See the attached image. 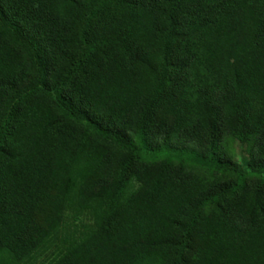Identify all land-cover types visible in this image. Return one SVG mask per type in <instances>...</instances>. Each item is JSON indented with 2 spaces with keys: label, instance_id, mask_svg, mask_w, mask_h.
Segmentation results:
<instances>
[{
  "label": "trees",
  "instance_id": "16d2710c",
  "mask_svg": "<svg viewBox=\"0 0 264 264\" xmlns=\"http://www.w3.org/2000/svg\"><path fill=\"white\" fill-rule=\"evenodd\" d=\"M0 264H264V0H0Z\"/></svg>",
  "mask_w": 264,
  "mask_h": 264
},
{
  "label": "rangeland",
  "instance_id": "374dc122",
  "mask_svg": "<svg viewBox=\"0 0 264 264\" xmlns=\"http://www.w3.org/2000/svg\"><path fill=\"white\" fill-rule=\"evenodd\" d=\"M231 158L233 161H236L237 163L243 164L248 160V147L247 145L240 144V143H234L231 146ZM204 164V163H203ZM194 167H200L202 168L201 163H193Z\"/></svg>",
  "mask_w": 264,
  "mask_h": 264
}]
</instances>
